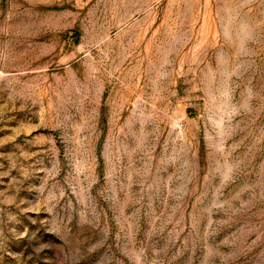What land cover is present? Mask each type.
I'll return each instance as SVG.
<instances>
[{"label":"rangeland","instance_id":"rangeland-1","mask_svg":"<svg viewBox=\"0 0 264 264\" xmlns=\"http://www.w3.org/2000/svg\"><path fill=\"white\" fill-rule=\"evenodd\" d=\"M0 264H264V0H0Z\"/></svg>","mask_w":264,"mask_h":264}]
</instances>
